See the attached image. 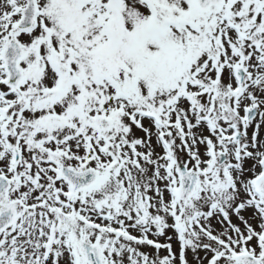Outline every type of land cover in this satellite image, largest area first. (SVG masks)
Wrapping results in <instances>:
<instances>
[{
    "label": "snow or ice",
    "instance_id": "1",
    "mask_svg": "<svg viewBox=\"0 0 264 264\" xmlns=\"http://www.w3.org/2000/svg\"><path fill=\"white\" fill-rule=\"evenodd\" d=\"M0 264H264V0H0Z\"/></svg>",
    "mask_w": 264,
    "mask_h": 264
}]
</instances>
